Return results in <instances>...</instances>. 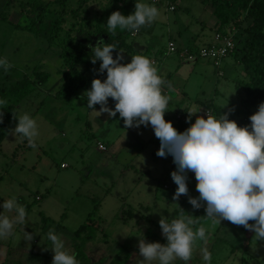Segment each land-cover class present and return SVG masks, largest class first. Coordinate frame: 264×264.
<instances>
[{
    "label": "rangeland",
    "instance_id": "rangeland-1",
    "mask_svg": "<svg viewBox=\"0 0 264 264\" xmlns=\"http://www.w3.org/2000/svg\"><path fill=\"white\" fill-rule=\"evenodd\" d=\"M141 2L156 6L160 15L142 26L135 36L131 35L133 31L117 30L113 35L124 39L130 47L114 50V58L122 50V63L130 62L132 55L137 54L155 59L164 65V77L180 61L181 68L172 78L178 90L184 89L183 93L173 92L182 100L180 103L192 99L201 107L214 105L239 122L235 105L245 97V90L236 85L235 74L225 70L224 76L219 75L208 59L195 62L196 71L190 73L191 61L179 54L165 55L169 40L177 38V16L183 13L190 19L196 14L194 6L204 1L175 0L174 10L168 9L164 0ZM189 5L195 11L185 10ZM4 10L7 20L0 19V58H5L10 67L7 71L0 67V94L4 93L0 99L5 101L0 110L6 111L13 102L7 90L24 74L34 78L35 70L49 76L43 81L34 78L33 91L16 104L17 117L27 113L37 121L36 148L11 131L0 142V212L3 200L15 198L26 208L28 216L25 226H15L13 237L0 241V264H51L54 253L46 238L50 229L61 236L69 252L76 254L79 264H109L120 247L130 252L125 264H140L141 236L147 241L166 243L159 220L162 216L175 218L180 208L195 216V227L203 225L208 234L206 243L197 241L188 264H203L201 247L211 252L212 264H264V241H255L254 232L247 237L242 227L227 220L214 224L203 207H192L187 196L173 200L177 185L171 172L176 165L171 155H156L160 140L150 125L142 130L141 126L125 128L119 113L112 118L106 113L97 116L87 108L86 98H81L94 78L105 79L107 75L106 70L98 71L99 60L92 64L89 45L95 46L101 38L117 45L99 29L107 30V19L113 11L132 13L135 0H0V11ZM61 20V29L52 37L54 22ZM67 35L80 44V57L74 68L60 56L62 40ZM239 44L237 55L242 51ZM146 45L152 46L150 51H144ZM80 76L87 81L78 88L76 97L59 95L71 78ZM177 99L170 96L165 117L180 107ZM95 107L99 109L100 105ZM109 107H114L111 98ZM254 110L253 107L249 114ZM169 120L181 131L177 121ZM97 141L105 143L107 150L97 148ZM62 162L67 166L61 167ZM188 177L189 195L198 196L194 173L189 172ZM92 211L97 228L90 227L75 235ZM121 229L126 230V235L119 233ZM24 230L32 233L31 241L23 239ZM78 244L82 245L85 259L78 253Z\"/></svg>",
    "mask_w": 264,
    "mask_h": 264
},
{
    "label": "clouds",
    "instance_id": "clouds-1",
    "mask_svg": "<svg viewBox=\"0 0 264 264\" xmlns=\"http://www.w3.org/2000/svg\"><path fill=\"white\" fill-rule=\"evenodd\" d=\"M160 15L159 9L149 3L135 0V10L124 15L113 11L107 19V32L137 31L151 24ZM91 48V62L99 60L100 73L106 70V78H94L91 87L83 93L87 108L97 116L106 113L109 118L123 120L125 128H139L141 125L153 128L160 140L156 155H171L176 169L171 178L177 185L173 200L178 201L184 195L194 209H205L206 217L212 222L227 220L234 225L243 226L254 232L255 241H264V102L250 115V124L240 126L230 119L229 112L218 117L207 114V118L192 116L200 108L186 110L190 126L178 131L170 120L165 119L169 110L170 98L163 94L164 80L158 74L150 58L144 55H132L131 61L122 63V50L115 44L105 43L101 38ZM0 67L5 71L10 67L5 58H0ZM109 98L114 107H109ZM5 101L0 99V105ZM99 104L97 109L95 106ZM18 122L12 135L27 139L30 147L36 148L35 138L39 135L38 124L29 114L14 117ZM3 122V110H0V123ZM194 173L198 196L189 195L188 173ZM0 212V241L14 236L16 225L28 222L26 208L15 198L3 200ZM195 216L180 208L175 218L161 217L159 225L166 243L147 241L141 236L138 249L140 264H176L177 261L188 264L194 254L197 241L207 242V229L201 225L196 228ZM251 221V223H250ZM126 230L121 229L120 234ZM51 242L53 259L51 264H79L76 254L66 249L65 241L54 229L47 233ZM33 239L32 233L24 230V238ZM203 264H212V254L207 247L200 248Z\"/></svg>",
    "mask_w": 264,
    "mask_h": 264
},
{
    "label": "trees",
    "instance_id": "trees-1",
    "mask_svg": "<svg viewBox=\"0 0 264 264\" xmlns=\"http://www.w3.org/2000/svg\"><path fill=\"white\" fill-rule=\"evenodd\" d=\"M87 2V0H84ZM212 7V14L219 21L220 25L227 23L239 24L242 18L251 19V23L244 28L245 38L242 46V54L239 62L242 65V70L246 76L243 87L246 91V97L242 100L244 107L249 110L254 107V113L258 110L261 102H264V0H207ZM41 3L42 1H38ZM36 4L34 7H36ZM32 7V10L33 8ZM0 19L7 20L6 12L0 11ZM54 22L53 35L58 33L61 29L62 23ZM100 33H107V38L111 41H117V47H125L129 49V44L124 39L119 38L107 32L105 28H100ZM80 44L75 42L73 38L68 35L62 40L60 56L66 65L74 68V65L79 60ZM117 50V49H116ZM34 78L46 80L49 76L44 71H33ZM31 78L29 74H24L23 78L12 84L7 90L8 95L13 97V102L7 106V110L3 112V122L0 123V142L6 137L10 129H13L18 122L14 117H17L16 104L18 100L26 97L35 87V79ZM86 78L80 76L71 78V83L59 92L63 97H76L78 95V88L86 84ZM0 98H4V93L0 94ZM250 114L243 121L247 125L250 124ZM186 127H182L184 131ZM94 211L90 212L85 221L80 224L75 231V235H79L83 230L94 227L97 228L95 221L92 219ZM245 229L243 226H240ZM78 253L85 259L82 253V245H77ZM130 252L126 247H120L115 255L112 257L109 264H125L128 260Z\"/></svg>",
    "mask_w": 264,
    "mask_h": 264
},
{
    "label": "crops",
    "instance_id": "crops-1",
    "mask_svg": "<svg viewBox=\"0 0 264 264\" xmlns=\"http://www.w3.org/2000/svg\"><path fill=\"white\" fill-rule=\"evenodd\" d=\"M203 1L204 2L202 4H199V6H194V8L195 7L197 8V9L195 8L196 11L193 7L190 8V5H189V7L185 8V10H188V11L194 10L196 13L193 17H190V19H188V20L186 19L188 17V15L184 14V16H182L183 13L179 14L177 16V17L180 16L179 27L174 32V34H175L174 36L177 38L176 39H170L169 41H173V42L179 44L180 47H178V48H181V49L188 48L193 53H196V51L199 47H201L205 44H208V43L216 42L215 36L217 33L218 34L220 33L223 36H232L235 43L238 42L236 44L235 50L230 55H228L224 58V60L222 61L221 65H220L221 68H220V66L219 67L216 66V67H217L219 75L224 76L226 71H227L226 72L227 74H235L238 77V79L235 78L237 80L236 85L243 87V83L246 80V76L242 70L241 63L239 62V58L241 55H237V45L240 43L239 46L241 47V50H242L243 41H244L246 34L243 35L241 32H243L244 28H246V26H248L251 23V19L242 18V20L239 24L227 23L224 25H220L219 21L212 14V7H211L209 1H207V0H203ZM170 2L174 6L175 0H170ZM174 9H175V6H174ZM139 30L133 31L132 34L130 32V34L132 36H135L139 33ZM131 47H133V46H131ZM151 48H152V46L146 45L144 47V51H150ZM133 49H134V47H133ZM241 54H242V51H241ZM165 55H166V50H165ZM167 55H169V54H167ZM174 55H177V54H174ZM179 57H182V59L189 60L192 62V65L190 66L191 67L190 73L196 71L195 69L197 68V65H195L194 63L197 62L198 60H203L202 58H198V57H196L194 59H188L186 56H181V55H179ZM150 60L152 61L155 59L151 58ZM160 64L161 63L156 61L154 66L158 69V74L162 76L163 72H164V65H160ZM180 68H181V64L179 61L178 65L174 69V71L167 74L166 77H164V75L162 77L164 80V84L162 85L163 94L167 95L169 98H170V96L172 98H178L179 100L178 99L177 100L179 101V103L182 102V100L178 97V95L175 96V94H179L181 92V90L180 89H179L180 91L178 90V88L176 87V85L172 81V78L174 77V74H176L180 70ZM173 92H175V94H173ZM183 92H184V89L182 90L181 93H183ZM245 97H246V91H245ZM245 97L239 101L238 105H235L237 108L236 110L238 112L237 114L240 117V119H239L240 121L237 123L240 126L247 125L243 121L246 119V117L249 115V113H251V110L253 108V107H251L249 110H247L244 107L242 100L245 99ZM192 107L200 108V111L192 116L191 121H193V122L195 121L197 115H202L206 118L205 112L207 109H210V107L214 109V110L211 109L213 116H215L216 114L223 113V111L217 109L214 105L201 107L198 105V103H195V102H193L192 99H189V102H186L185 104L180 103V107H177V109L174 112H171L169 115H166V117L167 116L168 117L167 118L165 117V119L169 120L172 118L173 120L177 121L178 125L181 126V131H182V127H186V128L189 127V125H188L189 121L187 120L188 113L186 110H189ZM216 117H217V115H216ZM229 118L233 119L231 115H229ZM143 128H144V126L141 125L140 129L142 130ZM98 142L99 141H97L96 143H98ZM103 144H105V143H103ZM114 148L116 149V146ZM164 186H166V184ZM244 230H245V236H247V237H249L253 233L252 231H249L247 229H244ZM250 262L255 263L254 261H250Z\"/></svg>",
    "mask_w": 264,
    "mask_h": 264
},
{
    "label": "built area",
    "instance_id": "built-area-1",
    "mask_svg": "<svg viewBox=\"0 0 264 264\" xmlns=\"http://www.w3.org/2000/svg\"><path fill=\"white\" fill-rule=\"evenodd\" d=\"M152 1L160 2L161 0H152ZM164 2L170 10L174 9V6L173 4H171L170 0H164ZM215 38H216V42L208 43L199 47L196 53H193L188 48H183L178 50L175 43L173 41H169L166 49V55L174 53V54H179L181 56H186L188 59H194L196 57L202 59H208L211 60L215 66L219 67L223 59L226 56L230 55L235 50L236 43L232 36H223L220 33L219 34L217 33ZM155 62H156L155 60H152L153 64H155ZM208 113L212 115V110L211 109L206 110L205 112L206 118ZM97 146L100 150L103 151L107 149V147L101 142H98ZM60 166L66 167L67 164L62 162Z\"/></svg>",
    "mask_w": 264,
    "mask_h": 264
}]
</instances>
